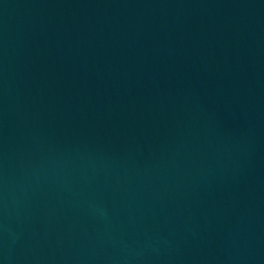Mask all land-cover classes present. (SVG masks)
Wrapping results in <instances>:
<instances>
[{
	"label": "water",
	"instance_id": "95a60500",
	"mask_svg": "<svg viewBox=\"0 0 264 264\" xmlns=\"http://www.w3.org/2000/svg\"><path fill=\"white\" fill-rule=\"evenodd\" d=\"M0 264H264V0H0Z\"/></svg>",
	"mask_w": 264,
	"mask_h": 264
}]
</instances>
